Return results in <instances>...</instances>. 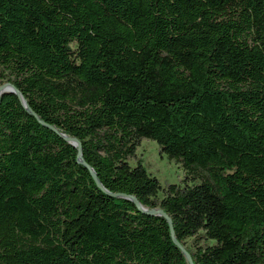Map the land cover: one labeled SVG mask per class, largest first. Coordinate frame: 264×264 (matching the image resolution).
Masks as SVG:
<instances>
[{"label": "trees", "instance_id": "trees-1", "mask_svg": "<svg viewBox=\"0 0 264 264\" xmlns=\"http://www.w3.org/2000/svg\"><path fill=\"white\" fill-rule=\"evenodd\" d=\"M4 83L0 264H264V0H0Z\"/></svg>", "mask_w": 264, "mask_h": 264}, {"label": "rangeland", "instance_id": "rangeland-1", "mask_svg": "<svg viewBox=\"0 0 264 264\" xmlns=\"http://www.w3.org/2000/svg\"><path fill=\"white\" fill-rule=\"evenodd\" d=\"M137 155L142 159L147 171L157 177L161 185L176 183L183 179V168L175 161L160 155L155 141H142L137 149Z\"/></svg>", "mask_w": 264, "mask_h": 264}, {"label": "water", "instance_id": "water-1", "mask_svg": "<svg viewBox=\"0 0 264 264\" xmlns=\"http://www.w3.org/2000/svg\"><path fill=\"white\" fill-rule=\"evenodd\" d=\"M6 91H7V92L15 93V94L19 97V99H20L22 105H23L27 110H29V108H28V106H27V104H26L25 99L23 98L22 94L18 91L17 88H15V87H14L13 85H11L10 83H4V84L0 85V93H2V92H6ZM29 111H30V110H29ZM54 130H55V129H54ZM62 136H63L68 142H70V143L73 144L74 146H77V148H78V158H79V161L82 162V163H84V165H85V166L91 171L92 176H93L94 179L97 181L99 187H102L101 184L99 183L97 177H96V174H95L94 171L92 170V168H91L88 164H86V163L83 161L82 157H81V144H80V142H79L77 139H75V138L68 137V136L63 135V134H62ZM112 195H115V194H112ZM132 201L134 202V204L137 206V208H138L141 212H145V213H147V214H149V215L162 216L163 218H165V219L168 221V223H169V226H170V229H171V236H172V238L175 240V238H174V232H173V230H172V224H171L169 218H168V217H167V216H166L161 210L147 211L146 209H144V208H143V207H142V206H141V205L135 200V198H132ZM177 246L179 247V249L181 250V252L184 254V256H185L187 262H188L189 264H192V260H191L190 256L186 253L185 249H184L183 247L179 246L178 244H177Z\"/></svg>", "mask_w": 264, "mask_h": 264}]
</instances>
